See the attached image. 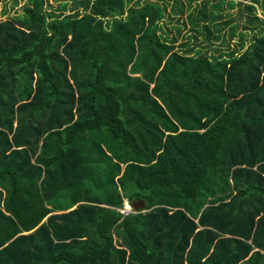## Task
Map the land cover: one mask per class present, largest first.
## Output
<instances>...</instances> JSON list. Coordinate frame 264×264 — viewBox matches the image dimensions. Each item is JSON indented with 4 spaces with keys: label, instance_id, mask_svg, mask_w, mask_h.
Here are the masks:
<instances>
[{
    "label": "trees",
    "instance_id": "obj_1",
    "mask_svg": "<svg viewBox=\"0 0 264 264\" xmlns=\"http://www.w3.org/2000/svg\"><path fill=\"white\" fill-rule=\"evenodd\" d=\"M61 1L0 13V264H264V0Z\"/></svg>",
    "mask_w": 264,
    "mask_h": 264
},
{
    "label": "rangeland",
    "instance_id": "obj_2",
    "mask_svg": "<svg viewBox=\"0 0 264 264\" xmlns=\"http://www.w3.org/2000/svg\"><path fill=\"white\" fill-rule=\"evenodd\" d=\"M200 1V0H198ZM234 2L236 1L237 3H240L241 5H246L249 4V0H233ZM63 1L58 0L57 2L53 0H48V4L52 6V9H55L58 6V3H62ZM27 3V0H0V13L2 9H6L7 14L4 16H1V19H6L7 17H13L17 14H21L22 6ZM68 5L70 6V2H68ZM48 8V7H47ZM49 9V8H48ZM231 11V12H230ZM227 11L231 13V18L234 20L233 23H235L239 27V31L241 30L242 25L245 23V17L246 13L241 12L242 11V6L236 5V7L233 10ZM256 15L259 18H262L263 14L260 11V9H257ZM165 25H167L168 29L171 31V25H174V22H169L167 19L164 21ZM185 32H183V35ZM256 33V32H255ZM254 33H250L248 31V34L246 35V39H250ZM218 46V45H217ZM226 44H224L223 49H225ZM135 213H137L134 210Z\"/></svg>",
    "mask_w": 264,
    "mask_h": 264
},
{
    "label": "built area",
    "instance_id": "obj_3",
    "mask_svg": "<svg viewBox=\"0 0 264 264\" xmlns=\"http://www.w3.org/2000/svg\"><path fill=\"white\" fill-rule=\"evenodd\" d=\"M117 211L123 215V217L134 213V210L132 209L131 205L128 204V202L126 201L124 203V206L121 209H117Z\"/></svg>",
    "mask_w": 264,
    "mask_h": 264
},
{
    "label": "water",
    "instance_id": "obj_4",
    "mask_svg": "<svg viewBox=\"0 0 264 264\" xmlns=\"http://www.w3.org/2000/svg\"><path fill=\"white\" fill-rule=\"evenodd\" d=\"M143 206L144 203L142 201L132 203V207L136 212L143 210Z\"/></svg>",
    "mask_w": 264,
    "mask_h": 264
},
{
    "label": "clouds",
    "instance_id": "obj_5",
    "mask_svg": "<svg viewBox=\"0 0 264 264\" xmlns=\"http://www.w3.org/2000/svg\"><path fill=\"white\" fill-rule=\"evenodd\" d=\"M131 207H132V205H131ZM132 209H133V207H132ZM134 210V209H133ZM135 213V212H134Z\"/></svg>",
    "mask_w": 264,
    "mask_h": 264
}]
</instances>
